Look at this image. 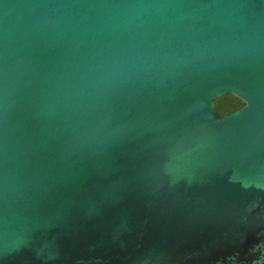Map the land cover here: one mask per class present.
Returning a JSON list of instances; mask_svg holds the SVG:
<instances>
[{"label":"water","instance_id":"95a60500","mask_svg":"<svg viewBox=\"0 0 264 264\" xmlns=\"http://www.w3.org/2000/svg\"><path fill=\"white\" fill-rule=\"evenodd\" d=\"M0 264H264V0H0Z\"/></svg>","mask_w":264,"mask_h":264},{"label":"trees","instance_id":"16d2710c","mask_svg":"<svg viewBox=\"0 0 264 264\" xmlns=\"http://www.w3.org/2000/svg\"><path fill=\"white\" fill-rule=\"evenodd\" d=\"M214 103L220 116L243 109L246 106L244 101L233 94L217 97Z\"/></svg>","mask_w":264,"mask_h":264}]
</instances>
